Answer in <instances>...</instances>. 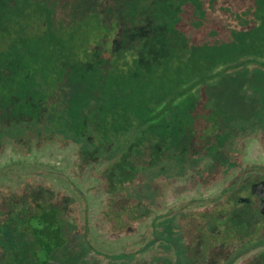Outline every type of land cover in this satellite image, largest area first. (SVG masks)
Masks as SVG:
<instances>
[{
	"label": "trees",
	"instance_id": "16d2710c",
	"mask_svg": "<svg viewBox=\"0 0 264 264\" xmlns=\"http://www.w3.org/2000/svg\"><path fill=\"white\" fill-rule=\"evenodd\" d=\"M252 139L264 0H0V264H264V215L239 201L264 176ZM50 146L74 166H28ZM161 180L193 194L166 205ZM101 225L115 252L94 250Z\"/></svg>",
	"mask_w": 264,
	"mask_h": 264
},
{
	"label": "rangeland",
	"instance_id": "374dc122",
	"mask_svg": "<svg viewBox=\"0 0 264 264\" xmlns=\"http://www.w3.org/2000/svg\"><path fill=\"white\" fill-rule=\"evenodd\" d=\"M6 155H4L2 158H0V167H3L5 165H9V164H14L16 162V158L13 157V155L9 152V150H6ZM10 155H12L10 157ZM77 155L75 154V151L72 148L69 149H64L61 150L55 146H50L46 149L41 150L40 152L37 153L36 156L32 157L30 160L34 161V163L32 165H28L29 167H35L37 169H39V167L41 168H46V169H50V165H57L60 167H64L66 164H71L72 166H74V158H76ZM244 159L246 161H250V162H254V163H263L264 164V150L261 148L260 144L255 140L252 139L250 141H248L247 146H246V153L244 156ZM77 164V163H76ZM78 165V164H77ZM80 186H82V183H79ZM159 187L162 189V194H161V201L163 203H165L166 205H169L171 203H173L174 201H177L178 198L180 196H185L187 197L188 195L193 194V191H186L181 189V184L180 183H175L173 181H165V180H161L159 182ZM198 194L202 195L203 197L205 196H209L213 193V189H200L198 191ZM12 196L17 197L19 195H15L13 194ZM108 203V200L106 199V195L105 194H100L99 196H97L96 198L93 199L92 203H91V208L92 209H96L98 210L101 206L106 205ZM222 201H219L216 203L217 207H221L223 206V204H221ZM214 205L215 204H209L207 203L205 205V203L197 208V209H201L204 210L207 214V216L210 218L212 216H216V217H221V215H224V213L222 212H215L216 209H214ZM7 211V209L5 208V206L3 205V203L0 204V213H5ZM190 235V233H189ZM118 236L114 235L113 233H110V229L108 228L107 225H101V227L96 228L95 230L93 229V234H91V241H92V245L94 250L96 251H100V252H115V250L118 249L115 241L117 240ZM190 245L193 244L192 242H189ZM189 247V246H188ZM218 245H215L214 248L210 251V253H212L213 251H215L216 249H218ZM193 250H192V249ZM190 250L193 251L194 257L197 256L198 254V242L195 245H191ZM225 250H217L215 254L217 253H224ZM60 252H57L56 255L59 256ZM4 253V252H2ZM2 253H0V260L5 258V254L3 255ZM258 254L257 251H253L252 253H250L249 255L239 259L237 262H235L234 264H253L256 261V258ZM89 257H94L95 259H97V264H102L105 263L107 261V258L102 257L98 254H93L92 252H90ZM15 263H17V260H14ZM13 261V262H14ZM200 262H198L199 264L202 263V259L198 260ZM212 262H208V264H211Z\"/></svg>",
	"mask_w": 264,
	"mask_h": 264
},
{
	"label": "flooded vegetation",
	"instance_id": "af4514ba",
	"mask_svg": "<svg viewBox=\"0 0 264 264\" xmlns=\"http://www.w3.org/2000/svg\"><path fill=\"white\" fill-rule=\"evenodd\" d=\"M260 181H264V176L255 177L251 182L245 184V185L248 184L247 186L243 184L244 187H242L239 191L242 196V198H239V201H242V203H244L246 206L255 207V210H257L258 214L263 216L264 215V195L259 197L256 193L257 191H260V193L262 194L264 193V190L256 188V190L253 191L254 193L251 192L252 184L258 183ZM192 240H193L192 245L197 244L198 242L197 238L195 240L192 238ZM204 262H207V259H205Z\"/></svg>",
	"mask_w": 264,
	"mask_h": 264
},
{
	"label": "water",
	"instance_id": "95a60500",
	"mask_svg": "<svg viewBox=\"0 0 264 264\" xmlns=\"http://www.w3.org/2000/svg\"><path fill=\"white\" fill-rule=\"evenodd\" d=\"M257 189H261V190H264V181H260L258 183H254L252 184L251 186V192L254 193L253 191H255ZM259 197H261L262 195H264V193H260V191H257L256 193Z\"/></svg>",
	"mask_w": 264,
	"mask_h": 264
}]
</instances>
